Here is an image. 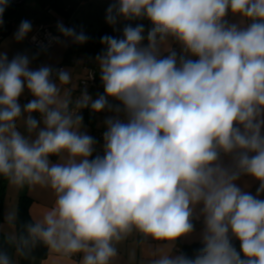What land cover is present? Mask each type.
Wrapping results in <instances>:
<instances>
[{
  "label": "clouds",
  "instance_id": "clouds-1",
  "mask_svg": "<svg viewBox=\"0 0 264 264\" xmlns=\"http://www.w3.org/2000/svg\"><path fill=\"white\" fill-rule=\"evenodd\" d=\"M7 7L0 0V24ZM229 12L251 23L228 24ZM105 18L151 27L145 34L144 24H126L120 37H101L95 61L104 94L83 92L74 108L61 88L68 70L31 69L27 55L9 61L0 52V177L55 194L49 210L8 237L16 253L42 244L82 254L77 264H112L117 245L138 233L171 245L151 264H264V0H114ZM31 29L22 21L15 39ZM57 29L75 44L89 39L62 23ZM170 40L198 59L178 58ZM26 91L33 99L21 105ZM109 97L125 119H106L104 154L89 159L96 140L81 131L80 109H110ZM222 154L233 155L234 169ZM241 174L260 182L257 195L237 186ZM200 205L203 247L191 258L173 255ZM16 219L14 211L4 217L9 226ZM0 264H13L7 250Z\"/></svg>",
  "mask_w": 264,
  "mask_h": 264
},
{
  "label": "crops",
  "instance_id": "crops-1",
  "mask_svg": "<svg viewBox=\"0 0 264 264\" xmlns=\"http://www.w3.org/2000/svg\"><path fill=\"white\" fill-rule=\"evenodd\" d=\"M113 2L114 0H91L89 1V3L83 2L77 7L76 12L72 15L71 18L79 20V18L81 17V13L82 16L85 14V11L81 12L82 9H84V7H89L90 10L92 8L91 11H96L95 10L97 8L96 6L100 5L101 7L102 5L104 7L103 9L107 10V7H109V5L112 4ZM102 10L98 12L99 17L102 16ZM15 11L16 12L12 17L15 24L13 25L9 33L12 32L11 35L12 36L14 35L15 37V33L17 32L20 23L24 20L29 21L32 25V29L25 37V39H23V41L27 45L28 42H30V38L33 35L34 31L41 24L46 25L50 29L52 34L57 35L59 38L62 37L61 33L57 29V24H56V23H62L59 20V17L61 15L55 12L54 10L50 11L44 8L39 4L37 0H28V2L18 5ZM70 19L68 21L66 20L65 21L67 23H70ZM225 20L228 22V24H237L240 27H246L249 23H251V21L248 20H244L243 23H241L242 18L239 16L232 15L231 12L228 13V15L225 17ZM169 43L171 48L174 51H176L178 58L181 55H184L185 58L187 59H192V60L198 59V57L184 53L182 46L177 41L170 40ZM86 58L80 64V68H79L80 79L85 72L84 66L86 64ZM102 87L103 84L100 79L98 82V86L94 87L93 89H90L87 92V94L90 95L92 99H96L100 96ZM73 94L74 97L71 100H72V104L75 105V102L76 100L79 99L80 95L77 93H73ZM82 117H83V123H82L81 131L86 132L90 136H92L95 129L103 130L107 127L105 124L106 119H108L107 117L100 116L98 119L92 122H90V118L86 113L82 114ZM20 130L24 132L23 127H21ZM262 132H264V130H262ZM89 159H92V157H90ZM50 160L53 163L59 162L58 157L54 158L51 156ZM221 163L223 166L229 169L235 167V160L233 158V155L222 154ZM235 183L237 184L238 187L241 188L242 191L249 192L254 196L257 195V189L259 187L260 182L255 180L253 177L246 175L236 180ZM10 185L11 184L9 183L8 186L10 187ZM16 189H18V193L20 194L19 196H21L24 192H26L31 197L32 202L29 205L30 206L29 213L33 221L40 218L47 210H49L54 205L55 194L48 187H42L39 185L36 186L25 185L23 187H16ZM258 198L264 199V193H261ZM200 207H202V205L197 206L196 210L194 211L193 221H192L194 224V231L189 236L181 237L175 242V245L172 249L173 255L180 254L178 250L179 244L202 242L201 234L204 229V224H203V217L199 216ZM198 216L199 218H197ZM2 231L5 232V230ZM7 234L10 236L16 235L15 228L14 230L12 229L11 232ZM235 240L236 239L233 238L232 242H234ZM170 250H171V245L167 244V242L144 239L138 233H133L126 240L122 241L117 245L118 255L113 260L112 264H151V262L154 259H157L161 255L168 253ZM47 254L48 255L45 258L33 259L32 264H77L78 260L82 258V254H78V257L74 259L73 257L64 256L60 253L51 251L49 248L47 250ZM13 264H19V258L16 255L13 259Z\"/></svg>",
  "mask_w": 264,
  "mask_h": 264
},
{
  "label": "trees",
  "instance_id": "trees-1",
  "mask_svg": "<svg viewBox=\"0 0 264 264\" xmlns=\"http://www.w3.org/2000/svg\"><path fill=\"white\" fill-rule=\"evenodd\" d=\"M37 1L44 8L50 11L54 10L55 12L60 14L66 21H68L72 17V15L76 12L77 7L81 3L83 2L89 3V1L91 0H37ZM18 5L20 4H16V5L8 4V7L5 9L3 13V18L15 24L12 17L15 14L16 12L15 9ZM137 23L144 24L145 29H149L151 27V24L147 19L125 20L122 23H116L115 25H110L108 22H106L98 30V32L93 35L92 34L88 35L85 33L89 37L88 41L82 45L73 44V46L69 47L64 54L65 59L63 63L70 62L74 55H79L82 53L85 54L88 58L90 57L91 54H96V55L100 54L103 50V45L100 43L101 37L105 35L120 37L122 35V29L126 24H132L133 26H135V24ZM12 27L13 25L11 24L8 25L4 36H6L9 33ZM76 31L80 32L81 30L76 29ZM85 66L92 67L95 65H90V61L87 59ZM98 80H100V78ZM92 121L93 120L90 118V122ZM52 157L56 158L57 156H52ZM7 181H8L7 179L0 177V226L5 222L3 200L8 185ZM31 202L32 199L26 192H24L18 199V203H17L18 208L16 214L17 219L15 222V231L17 236L24 232L25 224L33 221L29 213V209H30L29 205ZM9 236L10 235L0 230V249L7 250L12 260L14 259L15 255L18 256L19 264H32L33 259H42L48 255L47 254L48 247L42 244H37L35 247L25 250L24 255L17 254L15 250V245L9 242L8 239ZM232 243L236 247V249L239 250L240 247L239 241L235 240ZM202 247H203L202 242L190 243V244L186 243V244H179L178 250L180 254L183 253L184 255L191 258L194 257Z\"/></svg>",
  "mask_w": 264,
  "mask_h": 264
},
{
  "label": "rangeland",
  "instance_id": "rangeland-1",
  "mask_svg": "<svg viewBox=\"0 0 264 264\" xmlns=\"http://www.w3.org/2000/svg\"><path fill=\"white\" fill-rule=\"evenodd\" d=\"M96 11H91L89 7H84L81 12L85 11V14L77 19H70V23H67L65 19H63L61 16L59 17V20L62 22V24L69 28L79 29L81 31H84L88 35H93L98 32V30L107 22L106 21V10H104L103 6L98 5L96 6ZM108 8V7H107ZM103 9V10H102ZM102 10V16L99 17L98 12ZM125 21L123 18H120L117 23H122ZM58 24V23H56ZM148 29H145V34L147 33ZM12 32L7 34L5 38L0 41V52L7 53L9 61L15 57L18 54L21 55H27L30 60L29 67L31 69H37L43 65L50 66L51 68H54L55 66H63L64 70H68L71 75V81L67 85H62V94L63 92L67 91L71 93V99H73L74 94L77 93L81 95V92H88L90 89H92L89 86H83L81 85L79 79H80V64L85 58L87 57L85 54H79L74 55L72 58V62H64V53L67 51V49L71 46H73V43L70 39L61 37L57 43L54 45L53 48L47 49V50H40L37 47H35L31 41L28 42V45L22 40L17 41L14 37V35H11ZM144 45L147 44V40H145ZM168 55L167 51H164L163 48L161 50V57ZM96 54H91L90 57L86 58L90 61V65H95L97 67L98 64L95 61ZM54 81H56L53 78ZM58 83V81H57ZM27 94V95H25ZM33 97L28 93L27 91L19 98V103L21 105H24L28 103L30 100H32ZM33 115L40 119L38 113H33ZM41 127H43L41 123ZM24 130V129H23ZM8 185L9 182L7 181ZM7 185V189L5 192V197L3 200V207H4V217L5 215L10 212L14 211L17 214V203L19 199V193L18 189H16V186L10 185V187ZM14 226H9L6 222L1 224L0 230H5V232L9 233L11 230H14Z\"/></svg>",
  "mask_w": 264,
  "mask_h": 264
},
{
  "label": "built area",
  "instance_id": "built-area-1",
  "mask_svg": "<svg viewBox=\"0 0 264 264\" xmlns=\"http://www.w3.org/2000/svg\"><path fill=\"white\" fill-rule=\"evenodd\" d=\"M25 2H28V0H8V4H11V5L22 4V3H25ZM2 20H3V23L0 24V41H2L5 38L4 34H5V31H6L7 27H8V25L9 24L14 25L12 22L6 20L3 17H2ZM57 37H58L57 35L52 34L50 29L46 25L41 24L34 31L33 35L30 38V41L38 49L47 50V49H50V48L54 47V45L58 41L57 39H55ZM60 69H64L63 66L55 67V69H53L54 73H55V71L60 70ZM84 69H85L84 75L82 76V78L80 80L81 81V85L89 86L91 88L96 87L98 85V82H99L98 79L100 78L99 67H97V66H92V67L84 66ZM91 74H94V75L90 78ZM53 78L56 80L55 74L53 75ZM100 93H101L100 95L104 94V87L101 88V92ZM108 103L111 106L110 109L106 107V109L104 111L97 113V112H93L90 109V107L89 108H83V109H80V115L86 113L89 116V118H91L93 121L98 119L100 116H104V117H107V118H116V117H118V118H120L122 120L125 119L124 113L122 111L123 106L120 104L119 101L109 97L108 98ZM74 107H75V105H70V108H74ZM117 107L121 108V111L119 113H117L115 111V109ZM106 130H107V127L105 129H103V130L95 129V131L92 134V137H94L95 140H96L95 151L93 152L92 159H94L95 156H97V155L103 156V154H104V152H103V143H104V141H103V133ZM234 168H232V169H234ZM244 176H246V174H241L239 178H242ZM72 257L74 259H76L78 257V255L77 256H72Z\"/></svg>",
  "mask_w": 264,
  "mask_h": 264
}]
</instances>
